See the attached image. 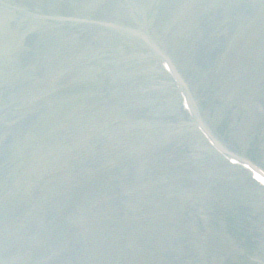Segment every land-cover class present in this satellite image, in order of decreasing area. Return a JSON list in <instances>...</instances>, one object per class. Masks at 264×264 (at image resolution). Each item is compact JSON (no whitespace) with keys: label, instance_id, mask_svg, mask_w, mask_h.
<instances>
[{"label":"rangeland","instance_id":"rangeland-1","mask_svg":"<svg viewBox=\"0 0 264 264\" xmlns=\"http://www.w3.org/2000/svg\"><path fill=\"white\" fill-rule=\"evenodd\" d=\"M35 1L26 7L36 25L41 19ZM60 1L54 13L63 21L43 10L46 27L60 25L59 33L85 42L99 28L94 21L103 19L107 26L95 37L101 49L86 46L82 58L81 43L58 46L56 33L46 31V42L22 49L17 62L26 74L29 61L44 53L30 74L46 89L59 69L75 62L89 69L100 87L91 101L78 102L89 104L80 115L73 113L63 123L47 101L45 114H25L22 103L5 102L0 187L19 167L18 150L31 145L25 136L37 131L46 136L41 145L62 163H55L54 176L81 178L98 169L96 182L103 177L111 197L103 206L96 199L102 192L93 191L91 210L74 209L69 228L62 229L48 224L55 214L46 207L55 194L46 185L52 182L24 187L23 203H0V264H264L262 188L232 158L191 143L180 91L162 72L150 42L172 59L191 89L198 118L233 152L264 167V0H205L203 6L201 0ZM110 26L124 27L125 33ZM15 64L16 58L9 66ZM11 82L5 79L2 89L9 92ZM20 84L33 87L24 78L13 81L15 89ZM234 197L239 211L231 206ZM225 216L241 224L231 229ZM137 240L150 250L138 255ZM113 243L109 262L100 252Z\"/></svg>","mask_w":264,"mask_h":264},{"label":"bare ground","instance_id":"bare-ground-1","mask_svg":"<svg viewBox=\"0 0 264 264\" xmlns=\"http://www.w3.org/2000/svg\"><path fill=\"white\" fill-rule=\"evenodd\" d=\"M225 150V152H226V149H224Z\"/></svg>","mask_w":264,"mask_h":264}]
</instances>
